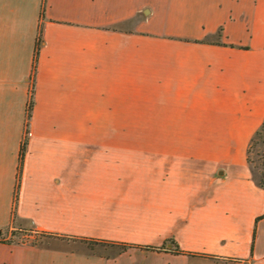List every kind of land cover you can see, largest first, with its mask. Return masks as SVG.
<instances>
[{"label":"crops","instance_id":"1","mask_svg":"<svg viewBox=\"0 0 264 264\" xmlns=\"http://www.w3.org/2000/svg\"><path fill=\"white\" fill-rule=\"evenodd\" d=\"M263 120L264 0H0V264H264Z\"/></svg>","mask_w":264,"mask_h":264},{"label":"trees","instance_id":"2","mask_svg":"<svg viewBox=\"0 0 264 264\" xmlns=\"http://www.w3.org/2000/svg\"><path fill=\"white\" fill-rule=\"evenodd\" d=\"M40 10H42V7ZM39 41H40V28L38 27L37 40L34 46V52H33V57H32V71L34 70V63H35V59L37 55ZM30 105H31V93H30L28 103H27L26 116H28L29 114ZM254 143L259 144V148L256 149L255 151V154H256L255 162L254 160L250 159L248 155L249 148ZM24 145H25V140H24V143L22 142L20 146V151H19L20 157H19L17 172H19V169H20V161H21V155L24 149ZM246 160L250 164V167L252 169V172L254 174V177L257 183L264 189V120L261 122L260 126L254 131L253 135L250 137L248 141V144L246 147ZM14 197H15V191H14ZM6 240L12 241L13 239L7 238ZM83 241H85L88 245L92 243H96V242L110 243V244L118 245L121 249H124L127 246L132 245V244H127V243H118V242L104 241V240H97V239H83ZM31 242L35 243V241H31ZM140 246L146 247V248H154V246H149V245H140ZM173 250L180 251V249L176 245L174 246Z\"/></svg>","mask_w":264,"mask_h":264},{"label":"rangeland","instance_id":"3","mask_svg":"<svg viewBox=\"0 0 264 264\" xmlns=\"http://www.w3.org/2000/svg\"><path fill=\"white\" fill-rule=\"evenodd\" d=\"M118 133H124L126 135H147L151 133V130L149 127L147 126H125L124 128H118ZM259 148V144L258 143H254L252 144V146L249 148V157L250 159L254 160L255 162V158H256V154L255 151L256 149ZM7 237L13 240H27V241H35V242H54V238L51 235L48 234H44L41 233L39 231L36 230H32V229H13V228H5L3 231V234L1 235V237ZM68 243H70L71 245H75V244H79L77 241H72V240H68L66 241ZM114 245V244H110V243H92L89 244L90 247H94L97 249H101L102 245ZM88 245V244H87ZM117 246V245H114Z\"/></svg>","mask_w":264,"mask_h":264}]
</instances>
